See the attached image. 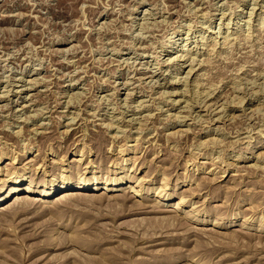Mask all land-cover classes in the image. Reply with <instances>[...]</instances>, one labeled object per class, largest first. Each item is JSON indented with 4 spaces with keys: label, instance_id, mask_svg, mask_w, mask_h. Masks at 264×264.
I'll use <instances>...</instances> for the list:
<instances>
[{
    "label": "rangeland",
    "instance_id": "rangeland-1",
    "mask_svg": "<svg viewBox=\"0 0 264 264\" xmlns=\"http://www.w3.org/2000/svg\"><path fill=\"white\" fill-rule=\"evenodd\" d=\"M256 1L0 0V264H264ZM234 30L255 51L208 86L170 64Z\"/></svg>",
    "mask_w": 264,
    "mask_h": 264
},
{
    "label": "bare ground",
    "instance_id": "bare-ground-1",
    "mask_svg": "<svg viewBox=\"0 0 264 264\" xmlns=\"http://www.w3.org/2000/svg\"><path fill=\"white\" fill-rule=\"evenodd\" d=\"M255 2V1H254ZM253 2V3H254ZM257 3H258V0L256 1ZM255 5V4H254ZM258 6V5H257ZM256 8V7H255ZM252 10H254V8L252 9ZM156 12V11H155ZM253 12V11H252ZM239 15V14H238ZM254 15V14H253ZM251 16H252V14H251ZM208 17V16H207ZM224 17V16H223ZM231 19H232V17L230 18V22H231ZM250 20V19H249ZM264 21V20H263ZM230 22H229V24H230ZM251 22V21H250ZM157 24V23H156ZM195 24V23H194ZM229 24H228V26H229ZM247 24H249V21H248V23ZM233 25H238L237 24V22H236V24H235V22H233ZM249 26V25H248ZM145 28V27H144ZM151 28V27H150ZM208 29V28H207ZM249 29H251V28H249ZM157 31V30H156ZM208 31L209 32H211V33H214V32H212L210 29H208ZM236 32V33H235ZM237 33H238V31L237 30H234V32H232V34L231 35H233L234 36V38L232 37V39L230 38V36H226V37H223L224 39H225V42L223 43V47H221V46H219V42L218 41H216V40H213L212 41V44H210V45H207L206 43L204 44L205 46L207 45L208 46V48L206 49V51L203 53V54H199V53H195V52H193L194 54H195V56H192V55H194V54H192V55H190V52L192 51V50H187L186 52L184 51L183 52V54H181V55H176V57H174L173 59L171 58V63L170 64H172V66L174 65V67H175V69H176V71H180L181 69H182V66H184V64L186 65L188 62H189V64L187 65V66H185V67H188L189 68V73H193V74H196L197 72H200L201 70H203V69H207V71L205 72V74H202L201 76H203V78H202V80L203 81H207V84H206V82H205V86L204 87H206V86H208L209 84H210V78H211V75L213 74V72L215 71V69H217V67H219V65H222L223 66V64H224V66H225V68H226V66L227 67H235V66H238V65H240V64H242L243 62H246V60L248 59V57H250V55L252 56V52L253 51H255L253 48H254V44L252 45V43H251V37L252 36H254V35H252L251 34V36H250V34H242L241 33V35L239 34V35H237ZM252 33V32H251ZM157 34V33H156ZM236 35V36H235ZM203 37V36H202ZM205 37V36H204ZM203 37V38H204ZM255 37V36H254ZM253 38V37H252ZM257 38H255V41L257 42L258 40H256ZM197 42V41H196ZM204 42V41H203ZM254 42V41H253ZM259 42V41H258ZM249 43H251L250 45H249ZM258 44V43H257ZM184 46V45H183ZM261 46V45H260ZM259 46V47H260ZM153 47V46H152ZM261 48V47H260ZM118 49V48H117ZM149 49V48H148ZM183 49H185V48H183ZM190 49V48H189ZM228 50H229V55L228 56H222V54L223 53H228ZM264 50V49H263ZM182 51V50H181ZM261 51V50H260ZM180 53V52H179ZM178 54V53H177ZM140 55V54H139ZM200 57H202L201 58V60H199L200 62H199V64L197 63V65H195V63L198 61V59L200 58ZM204 57V58H203ZM258 57V56H257ZM260 57V56H259ZM169 60V59H168ZM179 62H183L182 64L183 65H180L181 63H179ZM249 62V61H248ZM252 61H250V63H251ZM253 63V62H252ZM260 63V62H259ZM142 64V63H141ZM246 64V63H245ZM249 64V63H248ZM78 65V64H77ZM179 65V67H177ZM198 65H199V67H198ZM196 66L198 67V68H200L197 72H196ZM241 67H242V65H240ZM241 67H240V69H241ZM254 67V66H253ZM82 68V67H81ZM145 68V67H144ZM236 68V67H235ZM247 68H248V66H247ZM258 69V68H257ZM183 72H184V70H182ZM231 71V70H230ZM234 71V70H233ZM232 71V72H233ZM237 71V70H236ZM241 71V70H240ZM239 71V72H240ZM249 71V70H248ZM187 72V71H186ZM185 72V73H186ZM243 72V71H242ZM245 72V71H244ZM188 74V73H187ZM245 74V73H244ZM151 75V74H150ZM153 75V74H152ZM252 75V74H251ZM195 76V75H194ZM69 77V76H68ZM186 77V76H185ZM142 78V77H141ZM158 78V77H157ZM177 78V77H176ZM176 78H174V79H176ZM155 79V78H154ZM159 79V78H158ZM178 79H180V78H178ZM183 79V78H182ZM187 79H188V77H187ZM20 80V79H19ZM18 80V81H19ZM32 80H34V79H32ZM35 80H37V79H35ZM150 80V79H149ZM186 80V79H185ZM21 81V80H20ZM27 81V80H26ZM148 81V80H147ZM179 81V80H178ZM184 81V80H183ZM238 81V80H237ZM21 82H23V80L21 81ZM29 82H31V81H29ZM32 82H34V81H32ZM36 82V81H35ZM132 82V81H131ZM150 82V81H149ZM176 82V81H175ZM202 82V81H201ZM77 83V82H76ZM129 83V82H128ZM147 83V82H146ZM160 83V82H159ZM184 83H185V81H184ZM187 83V82H186ZM38 84V83H37ZM124 84V83H123ZM177 84V83H176ZM201 84V83H200ZM155 85V84H154ZM186 85V84H185ZM197 85H199V84H197ZM212 85V84H211ZM17 86H18V84H17ZM34 86H36V85H34ZM38 86V85H37ZM47 86V85H46ZM210 87H212V86H210ZM210 87H208V88H210ZM127 88V87H126ZM134 89V88H133ZM11 91V90H10ZM9 92V91H8ZM82 93V92H81ZM165 93V92H164ZM207 93H208V91H207ZM168 94V93H167ZM174 94V93H173ZM206 94V93H205ZM204 94V95H205ZM129 95V94H128ZM210 95V94H209ZM246 95V94H245ZM4 97V96H3ZM215 97V96H214ZM105 98V97H104ZM237 99V98H236ZM243 99V98H242ZM141 100V99H140ZM179 100V99H178ZM238 100V99H237ZM70 101V100H69ZM177 101V100H176ZM181 101V100H180ZM189 101V100H188ZM73 102V101H72ZM179 102V101H178ZM190 102V101H189ZM240 102H241V100H240ZM244 102V101H243ZM67 103V102H66ZM187 103V102H186ZM201 103V102H200ZM175 104V103H174ZM242 104V103H241ZM240 104V105H241ZM48 105V104H47ZM69 105V104H68ZM210 105H211V103H210ZM188 106V105H187ZM212 106V105H211ZM234 106H236V105H234ZM199 107H201V106H199ZM198 107V108H199ZM216 107V106H215ZM223 107V106H222ZM232 107V106H231ZM189 108V107H188ZM203 109H204V107H203ZM208 110V112L210 111V108L208 107L207 108ZM213 109V108H212ZM219 109V108H218ZM205 110H206V106H205ZM41 111V110H40ZM215 114V116H217L218 118H219V110L217 111V109H213L212 110ZM211 111V112H212ZM128 114V113H127ZM187 114V113H186ZM208 115V114H207ZM211 115V114H210ZM220 115H221V113H220ZM180 116V115H179ZM200 116V115H199ZM203 116V115H202ZM8 117V116H7ZM150 117V116H149ZM209 117V116H208ZM221 117V116H220ZM125 118V117H124ZM180 118V117H179ZM178 118V119H179ZM185 118V117H184ZM183 118V119H184ZM187 118H188V116H187ZM203 118V117H202ZM200 119V118H199ZM210 119V118H209ZM74 120H75V118H74ZM73 120V121H74ZM219 120H220V118H219ZM76 121V120H75ZM133 121V120H132ZM210 121H212V120H210ZM216 121H218L217 120V118H216ZM130 122V121H129ZM134 122V121H133ZM184 123V122H183ZM71 124V123H70ZM131 124V123H130ZM198 124V123H197ZM69 125V124H68ZM112 128V127H111ZM261 131V130H260ZM39 131L37 130V133H38ZM123 132V131H122ZM37 133H36V135H37ZM250 136V135H249ZM118 137V136H117ZM142 138V137H141ZM141 138H135L134 140H136V141H138V140H140ZM142 140H143V138H142ZM237 161V160H236ZM121 172H119V174H120ZM118 174V175H119ZM25 175L24 174H21L19 177L18 176H15L14 178H13V181H12V185H13V188L11 189V191H16V190H18V188H15V186L17 185V184H19L22 180H24L25 179V177H24ZM63 178V177H62ZM120 178V175L119 176H117V178H113V179H111V181H107V180H104V182H103V186H102V188L104 187V188H106L108 185H117V182H116V180H118ZM51 179H53V178H51ZM65 179V178H64ZM122 179V178H121ZM47 179H44V180H42V181H40L39 183H38V186H42V185H44L45 184V181H46ZM93 186H97V184H94V185H92L91 183H90V181H88V180H86V179H83V178H80L79 180H76V181H70V180H63V182H62V184L60 185V187L58 188V191H67V190H69V189H80V188H88V187H92V188H97V187H93ZM33 190V186L32 185H28V186H25V188H24V192H30V191H32ZM39 190V189H38ZM10 191V192H11ZM43 193V192H42ZM66 194V193H65ZM64 194V195H65ZM69 194V193H68ZM135 194H137V195H139V193L138 192H136ZM63 196V195H62ZM25 197V196H24ZM27 197V196H26ZM22 198V196H19V195H16L15 196V198H14V204L17 202H20L19 200ZM29 198V197H28ZM184 201L183 200H181V199H179L178 200V206H180V204H182ZM16 203V204H17ZM20 204V203H19ZM178 206H177V208H178ZM2 210H3V208H2ZM177 213V212H176ZM215 224V223H214Z\"/></svg>",
    "mask_w": 264,
    "mask_h": 264
}]
</instances>
